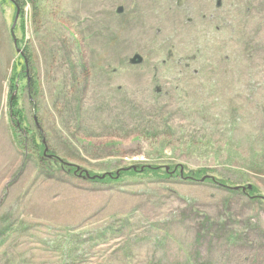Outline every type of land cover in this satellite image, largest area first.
Returning <instances> with one entry per match:
<instances>
[{
  "label": "rangeland",
  "instance_id": "rangeland-1",
  "mask_svg": "<svg viewBox=\"0 0 264 264\" xmlns=\"http://www.w3.org/2000/svg\"><path fill=\"white\" fill-rule=\"evenodd\" d=\"M17 1L0 264H264V0Z\"/></svg>",
  "mask_w": 264,
  "mask_h": 264
},
{
  "label": "trees",
  "instance_id": "trees-1",
  "mask_svg": "<svg viewBox=\"0 0 264 264\" xmlns=\"http://www.w3.org/2000/svg\"><path fill=\"white\" fill-rule=\"evenodd\" d=\"M16 4H17V5H19V7L23 6V5H22V4H20V2H19V1H17V0H16ZM31 82H32V81H31ZM32 87H34V85H33V82H32L31 88H30L31 90H33V88H32Z\"/></svg>",
  "mask_w": 264,
  "mask_h": 264
},
{
  "label": "water",
  "instance_id": "water-1",
  "mask_svg": "<svg viewBox=\"0 0 264 264\" xmlns=\"http://www.w3.org/2000/svg\"><path fill=\"white\" fill-rule=\"evenodd\" d=\"M17 20V19H16ZM15 27H16V21H15V23H14V25H13V27H12V33H13V30L15 29ZM17 45V41L15 40V46ZM26 62V61H25Z\"/></svg>",
  "mask_w": 264,
  "mask_h": 264
},
{
  "label": "bare ground",
  "instance_id": "bare-ground-1",
  "mask_svg": "<svg viewBox=\"0 0 264 264\" xmlns=\"http://www.w3.org/2000/svg\"><path fill=\"white\" fill-rule=\"evenodd\" d=\"M242 108V107H241Z\"/></svg>",
  "mask_w": 264,
  "mask_h": 264
}]
</instances>
